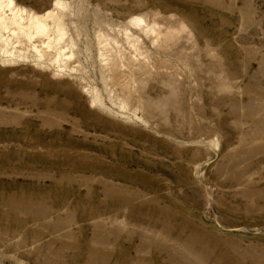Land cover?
I'll return each instance as SVG.
<instances>
[{
	"label": "rangeland",
	"instance_id": "rangeland-1",
	"mask_svg": "<svg viewBox=\"0 0 264 264\" xmlns=\"http://www.w3.org/2000/svg\"><path fill=\"white\" fill-rule=\"evenodd\" d=\"M0 45V264H264V0H0Z\"/></svg>",
	"mask_w": 264,
	"mask_h": 264
},
{
	"label": "bare ground",
	"instance_id": "bare-ground-1",
	"mask_svg": "<svg viewBox=\"0 0 264 264\" xmlns=\"http://www.w3.org/2000/svg\"><path fill=\"white\" fill-rule=\"evenodd\" d=\"M6 1V0H5ZM17 9V8H16ZM13 12V11H12ZM34 12V11H33ZM3 14V13H2ZM12 14V13H11ZM41 14V13H40ZM14 15V14H13ZM26 15H27V13H26ZM38 15V14H37ZM48 16V15H47ZM49 16H50V14H49ZM13 22H14V24H16L19 28H21V29H25L26 27H23V25H21L20 24V21H18L17 19H13ZM27 22V21H26ZM11 23V22H10ZM34 26L36 27V28H38V29H40V30H44V29H46L47 28V23H46V19L44 18V14L43 15H38V16H36V22H35V24H34ZM59 27V26H58ZM37 30V29H36ZM9 32V31H8ZM30 32V31H29ZM36 32V31H35ZM59 32V31H58ZM5 33V32H4ZM36 33H38V32H36ZM9 35V34H8ZM38 36H40V35H38ZM27 40V39H26ZM34 40V39H33ZM37 40V39H36ZM39 41H40V37H39ZM38 41V42H39ZM34 42H35V40H34ZM37 44V43H36ZM4 45H0V49L3 47ZM4 48V47H3ZM16 48H18V47H16ZM41 50L42 51H46V48L43 46L42 48H41ZM2 51V50H1ZM50 52V51H49ZM43 53V52H42ZM45 53H47V51L45 52ZM1 55H2V53H1ZM4 55V54H3ZM43 55H44V53H43ZM67 55V54H66ZM64 56H65V54H64ZM70 61V60H69Z\"/></svg>",
	"mask_w": 264,
	"mask_h": 264
}]
</instances>
